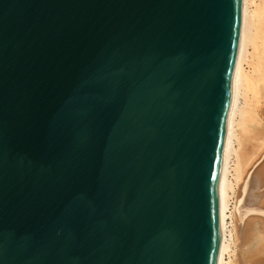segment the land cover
<instances>
[{"label":"water","instance_id":"obj_1","mask_svg":"<svg viewBox=\"0 0 264 264\" xmlns=\"http://www.w3.org/2000/svg\"><path fill=\"white\" fill-rule=\"evenodd\" d=\"M241 0H0V264H217Z\"/></svg>","mask_w":264,"mask_h":264},{"label":"bare ground","instance_id":"obj_2","mask_svg":"<svg viewBox=\"0 0 264 264\" xmlns=\"http://www.w3.org/2000/svg\"><path fill=\"white\" fill-rule=\"evenodd\" d=\"M263 173L264 0H241L234 93L227 117L218 182L220 237L217 264H260L253 256L256 252H264L255 251L257 244L264 241V231L256 226L259 231L256 230L251 241L250 236H244L248 233H245L243 223L251 213L264 217ZM260 237L262 241H259ZM243 247L246 249L242 250Z\"/></svg>","mask_w":264,"mask_h":264},{"label":"rangeland","instance_id":"obj_3","mask_svg":"<svg viewBox=\"0 0 264 264\" xmlns=\"http://www.w3.org/2000/svg\"><path fill=\"white\" fill-rule=\"evenodd\" d=\"M263 175H264V173H263ZM264 177V176H263ZM262 177V178H263ZM264 179V178H263ZM257 219V222L258 223H260V225L263 223V229H261L262 227L260 226V225H258V224H256L257 222L255 221ZM255 221V222H254ZM253 223H255V224H253ZM243 225H245V233L247 234V235H244V236H250V240L252 241L253 240V235H255L257 232H256V230H258V228L261 230V231H264V217H262L261 215H257V213H251V214H249V215H247L246 216V218H245V221H244V223H243ZM250 225V226H249ZM256 226H258V228H256ZM261 227V228H260ZM252 231V232H251ZM255 231V232H254ZM259 231V230H258ZM249 232H251L250 234H249ZM261 236V235H260ZM263 237V236H262ZM259 241H262V238L260 237V240ZM258 241V242H259ZM263 242V243H262ZM262 242H259L258 244H257V246H256V249L257 250H255V251H259V250H261V251H264V241H262ZM262 244V246H260L261 244ZM258 245H259V247H258ZM246 248H247V246H245ZM245 247H243L242 248V250L244 249H246ZM256 255V256H255ZM255 255L253 256L254 258V260H256V261H258L260 264H264V252H261V254H260V251H259V254L256 252L255 253ZM257 255H258V257H257Z\"/></svg>","mask_w":264,"mask_h":264}]
</instances>
